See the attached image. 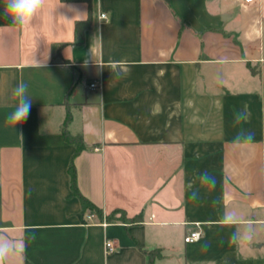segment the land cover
Returning <instances> with one entry per match:
<instances>
[{
  "label": "crops",
  "instance_id": "obj_1",
  "mask_svg": "<svg viewBox=\"0 0 264 264\" xmlns=\"http://www.w3.org/2000/svg\"><path fill=\"white\" fill-rule=\"evenodd\" d=\"M89 12L46 0L24 30H0V236L22 242L15 264H147L152 250L153 264H264V0H94L79 39ZM20 81L31 110L14 131ZM242 130L250 143L234 142ZM72 159L102 218L81 220ZM117 209L142 220L109 221Z\"/></svg>",
  "mask_w": 264,
  "mask_h": 264
},
{
  "label": "clouds",
  "instance_id": "obj_2",
  "mask_svg": "<svg viewBox=\"0 0 264 264\" xmlns=\"http://www.w3.org/2000/svg\"><path fill=\"white\" fill-rule=\"evenodd\" d=\"M3 2V17L8 21L2 29L8 33H15L27 28L34 18L44 8L46 0H2ZM90 55L94 60V53L92 47L90 48ZM13 99L16 101L14 110L9 112L5 123L10 125L15 131L17 125L22 124L28 118L31 110V99L28 95V85L24 81H20L12 91ZM243 119L242 113H237L235 116V123L239 124ZM253 133H245L243 130L239 132L234 142L241 141L250 143L252 141ZM202 186L213 188L214 177L211 173L205 171L198 177ZM189 187H192L190 184ZM197 196V192L192 193L193 199ZM236 216H227V219L234 220ZM241 240L251 241L252 231L251 227L247 226L243 230L238 228L232 233L231 242L238 243ZM22 242L18 240L8 239L0 236V264H15L17 255L22 254Z\"/></svg>",
  "mask_w": 264,
  "mask_h": 264
},
{
  "label": "trees",
  "instance_id": "obj_3",
  "mask_svg": "<svg viewBox=\"0 0 264 264\" xmlns=\"http://www.w3.org/2000/svg\"><path fill=\"white\" fill-rule=\"evenodd\" d=\"M62 1H64V2L84 1V2L88 3L89 10H90L88 18L85 20H79L75 24V35L77 38L82 39L84 36V31L92 25V18H93L92 8H93V1L94 0H62ZM70 118H71V115L69 113L67 115L65 122H64L62 134H63V137L66 141L70 142L71 144H73L75 146L76 149H75L74 155H76L77 153H79L81 150H83L86 147V143H85L82 135H80V134L74 135V134L70 133L69 130L67 129V124L70 121ZM68 171H69V175H70L71 189H72L73 195L79 197V199L81 201L82 210L79 213L81 220L84 221V214L86 212L94 213L97 215V217L102 218L103 217V210L99 206H97L94 202L89 200L87 197L83 196V194L80 192V190L78 188L77 172H76V167H75V163H74L73 159L71 160V162L69 164ZM118 213H119V216L117 217ZM106 218L109 221L121 220L124 222H138V221L142 220L141 215L129 218L127 216L126 212L124 210H121V209H117V210L111 212L110 214L107 215ZM147 253L149 254V260H148L147 264H153L154 259L160 255V252L155 251V250L149 251Z\"/></svg>",
  "mask_w": 264,
  "mask_h": 264
},
{
  "label": "built area",
  "instance_id": "obj_4",
  "mask_svg": "<svg viewBox=\"0 0 264 264\" xmlns=\"http://www.w3.org/2000/svg\"><path fill=\"white\" fill-rule=\"evenodd\" d=\"M247 1H251V0H247ZM101 19L107 21L109 19L108 14L106 12L101 13L100 15ZM89 87L91 89L97 88L99 87V84L97 83V81L91 82L89 84ZM86 218L88 220L93 219V214H88L86 215ZM104 225L107 224L106 221L103 222ZM201 238V231L200 230H195L189 233V235L187 236V240L188 241H198ZM105 248H106V252L108 254L114 252L117 248L116 242L114 239L111 238H107L105 241Z\"/></svg>",
  "mask_w": 264,
  "mask_h": 264
}]
</instances>
